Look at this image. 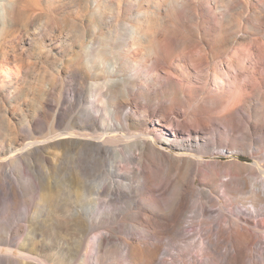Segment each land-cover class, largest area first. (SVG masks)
Instances as JSON below:
<instances>
[{
    "label": "rangeland",
    "instance_id": "1",
    "mask_svg": "<svg viewBox=\"0 0 264 264\" xmlns=\"http://www.w3.org/2000/svg\"><path fill=\"white\" fill-rule=\"evenodd\" d=\"M11 1L15 4L10 5ZM0 4H8L4 13L0 10V188L15 187L19 200L12 207L9 198L0 194V231L7 233L44 219L49 212L43 189L59 188L57 225L71 221V176L87 169L88 183L99 186L108 183L113 170L125 171L123 181L131 186H124L123 195L107 200L105 206L100 203L99 230L89 234L79 251L70 255V239L60 234L54 236L51 249L45 246V253L54 256L53 264H96L93 245L99 231L132 237L143 231L149 216L158 223L154 210L160 215L165 210L164 202L147 200L152 192L136 172L140 167L136 155L148 151L130 138L141 131L156 138L167 136L161 130L156 133L160 126L152 110L161 100L169 99V103L182 92L191 93L188 103L197 105L207 92L220 89L226 92L225 107L230 106L228 60L251 51L253 58L247 65L255 66V53L264 46V0H0ZM174 29L181 33L170 40ZM205 39L208 43L201 41ZM203 53L207 62L200 67ZM259 69L257 90L247 83L241 92L251 93V111L241 110L249 116H242L237 132L219 123L215 131L193 133L198 137L192 143L197 145L193 150L197 155L215 138L217 148L205 147L203 154L205 159L223 162L216 170L224 180L239 171L232 164L236 159L264 163V62ZM214 73L223 84L211 78ZM253 122L263 128L251 129ZM99 137L108 146L105 155L88 143ZM159 145L175 152L165 142ZM213 152L217 155H210ZM155 166L164 174L170 171L168 161ZM196 174L195 186L201 181ZM192 191L189 209L195 200ZM171 193L166 192V200ZM251 197L242 191L224 192L221 187L201 203L228 214L241 206L243 216L260 221L262 215L249 214ZM248 227L264 241L263 222ZM192 228L186 225L187 230ZM19 234L24 236L25 231ZM37 239L48 241L44 233H38ZM262 244L258 245L261 250ZM6 249L3 253L11 255ZM105 249L104 264H129L115 247Z\"/></svg>",
    "mask_w": 264,
    "mask_h": 264
},
{
    "label": "bare ground",
    "instance_id": "2",
    "mask_svg": "<svg viewBox=\"0 0 264 264\" xmlns=\"http://www.w3.org/2000/svg\"><path fill=\"white\" fill-rule=\"evenodd\" d=\"M14 4L15 1H11L10 5ZM7 6L8 4H0L2 13ZM171 33L174 37L170 40H173L181 32L174 29ZM201 41L208 43L207 39ZM203 54L200 56L201 58L199 57L200 67H203L207 62V56ZM252 54L249 51L239 55L237 59L228 60L231 68L230 94L233 100L230 106L225 107L226 92L220 89L207 92V95L202 97L200 104L197 105L188 103V99H192L191 93L182 92L179 96L171 99L169 103H167L169 99L161 100L155 104L152 110L154 120L160 126L156 133L161 130L167 136L161 135L156 138L155 135L143 131L130 136L132 143H138L140 147L148 151L136 155L140 166L136 168V172L152 192L147 200L153 203L164 202L165 212L163 211L160 215L154 210V215L159 220L158 223L155 224L154 218L149 216L146 220L147 226L141 228L143 231L139 234H132V237H122L113 232L99 231L93 245L96 264H104L103 252L107 251L105 247L108 245L115 247V251H121L127 257L129 264H264V246L263 250L258 248V245L264 241L256 229L254 232L248 227L252 224L259 227L261 222L264 223V163L257 159L252 163H241L236 159L232 161V164L237 165L239 171L232 174L230 180H224L222 179L224 177H220L216 170V167H219L217 169L221 168L223 162L216 158L205 159L206 156L203 154L205 147L217 148L215 138H210L204 149L200 151L202 154H193L197 145L192 146L194 141L198 142V137L194 138L193 133L215 131V126L219 123L225 125V129L237 132L236 128L239 127V122L242 116H245L241 110L251 111L249 102L252 97L251 93L246 90L244 94L241 92L247 83L253 84L255 90L259 87V65L264 62V46L260 47L257 54L255 53V66L248 67L247 63L251 60ZM195 59L198 60V58ZM247 70L251 72L250 75L246 73ZM208 71H210L209 66ZM216 75V73L212 74L211 78L218 82L221 78ZM170 76L172 77L171 73ZM168 79L171 81L170 77ZM218 83L223 84L224 81L220 80ZM179 84L183 87L181 80ZM216 108H222L221 112H216ZM255 127L263 128V125L253 122L251 129ZM166 130L172 132L166 133ZM184 133L187 138H183ZM104 141V137H99L93 141L89 140L88 143L94 144L93 148L96 152L105 155L108 146L104 144ZM160 142H165L175 152L161 147ZM210 155L217 154L213 152ZM162 160L168 161L170 164L168 173L164 174L157 169L159 166H155ZM227 164H230V161ZM202 165L205 167L201 168ZM197 172L201 176V181L195 186L193 183L197 182ZM87 173H89L87 169L79 173L76 172L69 180V205L73 213L71 221L62 220L57 225L56 209L58 208L56 207L58 201H56L55 195L59 188L53 192L43 189L41 193L46 196V198L42 196L45 198L46 206H44L49 212L44 219L35 220L28 227L20 224L23 226L13 228L11 231L8 229L7 233L0 231V264L8 262L13 264V261L18 260L22 264H53L54 256L51 257L45 253L47 250L45 246L48 244L50 245L48 249L52 248L56 234L70 239L68 241L72 244V248H69L70 255H74L80 250L89 238V234L99 230L96 224L100 217L101 209H98L101 207L100 203L104 202L105 206L107 200L111 201L121 197L123 195L122 188L132 184L123 181V178H126L125 171L113 170L108 183L102 182L99 186L88 183L89 174ZM258 177H262V180L258 181ZM221 187L224 188V192L250 193L252 197L250 198L251 208H248L251 211L249 214L252 217L262 215V220L259 221L252 217H250L252 219H247L243 216L245 212L241 206L230 209L228 214L227 211L226 213L222 209H210L201 203L203 199H211L212 191ZM161 189L164 191H160ZM169 190H172L171 197L166 200V192ZM191 190H193L195 200L192 209H189ZM0 194L9 198V205L12 207H15L19 201L18 191L15 187L0 188ZM246 203H243L244 207ZM186 225H193V228L187 230ZM14 229L15 231H12ZM24 231L25 237L19 234ZM38 233L46 234L48 241L38 240ZM195 237H197L195 241L182 244L186 239ZM4 247L8 248L6 249L8 253L12 254L3 253ZM111 252L113 253V250Z\"/></svg>",
    "mask_w": 264,
    "mask_h": 264
}]
</instances>
